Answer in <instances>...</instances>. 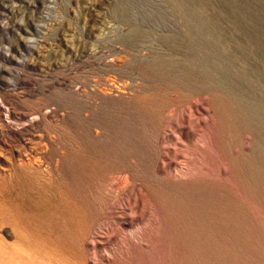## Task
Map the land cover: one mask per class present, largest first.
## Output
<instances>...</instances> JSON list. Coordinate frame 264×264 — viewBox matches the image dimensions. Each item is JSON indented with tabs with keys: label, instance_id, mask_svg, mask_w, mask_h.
<instances>
[{
	"label": "rangeland",
	"instance_id": "obj_1",
	"mask_svg": "<svg viewBox=\"0 0 264 264\" xmlns=\"http://www.w3.org/2000/svg\"><path fill=\"white\" fill-rule=\"evenodd\" d=\"M0 264H264V0H0Z\"/></svg>",
	"mask_w": 264,
	"mask_h": 264
}]
</instances>
